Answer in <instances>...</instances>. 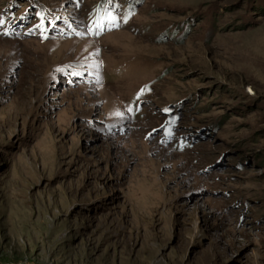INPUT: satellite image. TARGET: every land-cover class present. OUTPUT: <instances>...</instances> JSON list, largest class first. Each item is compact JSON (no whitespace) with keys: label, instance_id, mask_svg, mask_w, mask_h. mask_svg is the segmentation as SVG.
<instances>
[{"label":"rangeland","instance_id":"rangeland-1","mask_svg":"<svg viewBox=\"0 0 264 264\" xmlns=\"http://www.w3.org/2000/svg\"><path fill=\"white\" fill-rule=\"evenodd\" d=\"M7 1L0 264H264V0Z\"/></svg>","mask_w":264,"mask_h":264},{"label":"trees","instance_id":"trees-1","mask_svg":"<svg viewBox=\"0 0 264 264\" xmlns=\"http://www.w3.org/2000/svg\"><path fill=\"white\" fill-rule=\"evenodd\" d=\"M8 1L5 0V3H7ZM72 2H74L75 4L79 3V0H72ZM143 5H148V6H152L153 7V3L148 2L147 0H100L97 1L89 10L85 11L83 18L85 19V24L88 25L89 27H101V31H104V26H111L114 25L113 29L116 28V21L118 19L117 16H122V18H128L130 17V15L135 11V12H139L141 9L143 8ZM200 11H198L199 13ZM15 13V12H14ZM21 15H23V12H17L16 16L17 17H21ZM197 15L194 14L192 15V17H195ZM48 16V15H47ZM202 16V15H200ZM199 16V18H200ZM205 16L209 17L211 19V21L213 20V14L209 11H206ZM9 17H12V15H10ZM49 19H52V16L47 17ZM48 19V20H49ZM124 19V20H125ZM185 27H183L182 25L178 26L177 29L181 30V32L183 30H185V28L188 29L189 25H187L186 22H183ZM217 28V26H212L211 28ZM90 30H92L91 33L96 34L95 30L93 28H91ZM177 30L173 29H163L160 30V33L158 34L160 37H168L170 39H177L176 36H178L177 34ZM226 97L224 96V99ZM218 121H216L214 123V125L216 123H218Z\"/></svg>","mask_w":264,"mask_h":264},{"label":"bare ground","instance_id":"bare-ground-1","mask_svg":"<svg viewBox=\"0 0 264 264\" xmlns=\"http://www.w3.org/2000/svg\"><path fill=\"white\" fill-rule=\"evenodd\" d=\"M110 35V34H109ZM104 93V92H103ZM105 94V93H104ZM112 101V100H111ZM108 103H111V102H108ZM148 259H150V258H148ZM148 259H146V260H148Z\"/></svg>","mask_w":264,"mask_h":264}]
</instances>
